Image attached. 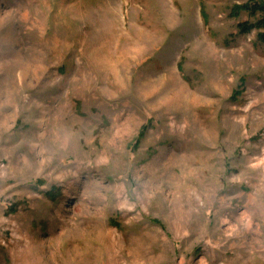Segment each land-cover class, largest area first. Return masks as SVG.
<instances>
[{
  "label": "rangeland",
  "instance_id": "rangeland-1",
  "mask_svg": "<svg viewBox=\"0 0 264 264\" xmlns=\"http://www.w3.org/2000/svg\"><path fill=\"white\" fill-rule=\"evenodd\" d=\"M252 0H0V264H264Z\"/></svg>",
  "mask_w": 264,
  "mask_h": 264
},
{
  "label": "trees",
  "instance_id": "trees-1",
  "mask_svg": "<svg viewBox=\"0 0 264 264\" xmlns=\"http://www.w3.org/2000/svg\"><path fill=\"white\" fill-rule=\"evenodd\" d=\"M238 11L246 10L254 17L255 23H244L240 25V34L246 35L254 30L258 32L259 41L264 43V0H252L245 6L236 8Z\"/></svg>",
  "mask_w": 264,
  "mask_h": 264
}]
</instances>
